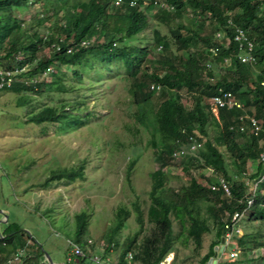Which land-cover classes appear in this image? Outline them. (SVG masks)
Segmentation results:
<instances>
[{
  "label": "trees",
  "instance_id": "1",
  "mask_svg": "<svg viewBox=\"0 0 264 264\" xmlns=\"http://www.w3.org/2000/svg\"><path fill=\"white\" fill-rule=\"evenodd\" d=\"M29 1H41L44 7L43 14L34 19L37 23L54 17L44 34L37 28L28 32L23 29L22 18L11 7ZM186 9L194 11L188 20L179 17ZM199 17L208 22L205 32L199 25ZM150 18L167 26L170 35L154 28L152 46L139 47L133 41L149 24ZM236 26L243 27L254 41L256 60L253 63L242 62L237 57L239 49L234 40ZM221 30L225 31L224 37L217 36ZM212 46L217 48L216 54L210 50ZM21 52L23 55L17 57ZM96 60L102 63L120 62L125 68L121 78L126 81L129 103L134 106L130 111L135 124L134 134L140 130L147 131L149 143L154 147L159 136L161 145L155 156L159 168L172 166V160H175L172 152L187 140L189 133L195 131L204 141L192 158L202 167H209L213 174L204 176L205 181H199L195 174L190 173L186 186L175 190L168 186L170 176L165 171L152 170L149 173L151 203L148 218L154 227L140 242H135V235L130 237L119 254L117 264L127 262L126 253L131 248L134 249L132 257L134 255L145 264H156L169 251L175 250L172 219L176 218L184 225V216L188 223L182 241L187 244L191 239L194 249L201 246L203 234L213 230L214 239L200 258L202 264H207L213 255L214 245L220 243L224 234V223L236 210H244L240 224L246 219L249 225L256 227V232L235 235L240 253L248 251V243L251 251L253 247L264 245V231H261L264 228V178L257 182L253 193L248 188L263 172L259 152L264 150V130L255 133L249 117L240 120L235 109L219 107L216 115L209 102V98L219 93L220 89L230 90L244 102L247 113L264 125V0H0L2 65L31 64L24 72L29 76L52 65L53 70L48 74L53 77L60 70H69L81 80ZM208 61L211 67L206 65ZM215 65L220 69L214 68ZM106 69L110 70V66L106 65ZM252 76L255 82L249 83L248 78ZM43 85H46L43 79L36 82L15 81L3 89L36 92ZM58 87L63 88L61 84ZM184 88L185 93L182 92ZM185 95L191 99L189 104L184 102ZM63 108V104L44 106L33 112L30 120H58L66 126L78 125L81 117ZM210 120L219 128L216 142L205 137ZM128 125L126 123L127 128ZM241 125L243 129H240ZM183 128L185 132H182ZM219 143L224 145L234 171H229ZM252 162L255 169L250 171ZM244 174L248 184L240 178ZM83 176V165L78 168L62 166L51 170L50 176L41 185L55 179L69 181ZM220 177L229 184L231 194H225L223 188L210 187L211 183L218 184ZM250 196L252 202L247 204ZM202 200L209 201L212 226L200 214L199 202ZM136 209L142 225L143 212L138 205ZM128 213V209L119 208L112 232ZM87 225L88 214L81 211L75 215L73 234L67 232L65 235L69 247L77 244L82 250L69 264H95L92 259L94 242L85 237ZM29 239L32 240L31 246L25 247L26 250L13 264H52L45 258L44 245L19 222L10 221L9 217L0 227V263L10 260ZM114 242L116 244L117 241L108 237L107 247ZM172 264L182 263L176 260L175 255Z\"/></svg>",
  "mask_w": 264,
  "mask_h": 264
},
{
  "label": "rangeland",
  "instance_id": "2",
  "mask_svg": "<svg viewBox=\"0 0 264 264\" xmlns=\"http://www.w3.org/2000/svg\"><path fill=\"white\" fill-rule=\"evenodd\" d=\"M11 7L22 18V28L27 32L37 28L44 34L54 21V17L42 23L34 20L43 14L41 1L13 4ZM193 14L194 11L186 9L179 17L188 20ZM199 18V25L205 32L208 22ZM154 28L170 35L167 26L150 18L149 24L138 33L133 43L139 47L152 46ZM22 55V52L18 53L17 57ZM105 64L110 66V70L106 69ZM23 65L28 69L31 64ZM214 68L220 69L218 65ZM124 72L125 68L120 62L102 63L96 60L81 80L76 79L69 70H60L54 77L48 72L43 73L42 79L46 85L39 91L0 90V210L5 207L3 214H8L10 221L19 222L32 233L53 260L65 261V252L71 248L65 235L67 232L73 234L75 215L84 211L88 214L85 237L94 242L92 259L102 256L104 261L101 264H117L129 238L135 235V242H140L154 227L148 218L151 203L149 173L152 170L165 171L170 176L168 186L175 190L186 186L190 173L195 174L199 181H205L204 176H213L209 167L194 162L192 156L198 151L195 154L187 152L181 159L172 160V166L158 167L155 156L161 141L157 135V146L154 147L149 143L147 131L140 130L134 134L135 124L130 113L134 106L129 103L126 81L121 78ZM248 82H255V78H248ZM59 84L63 86L62 89L58 87ZM182 92H186L185 88ZM184 102H191L188 95L184 96ZM62 104V110L81 117L78 125L70 127L58 120H30V115L42 107ZM213 110L217 115L218 110L215 107ZM218 133L219 128L210 120L205 137L216 142ZM219 148L225 154L229 171H234L224 145L220 144ZM80 165H83L82 178L69 181L55 179L41 185L50 176L51 170L62 166L78 168ZM251 167L250 171L255 169V164ZM240 178L244 179L245 174ZM208 204L209 201H200L199 211L212 226ZM136 205L143 212L142 225L137 218ZM120 207L128 209L129 213L112 232ZM4 218L1 210L0 219ZM184 219V225L178 219H172L173 259L176 255V260L182 264H202L200 258L214 239L213 230L204 233L201 246L194 249L191 239L187 244L182 241L188 223L186 216ZM240 225V234L256 232V227L249 225L246 219ZM110 236L117 242L107 247ZM235 243L230 242L224 252L221 250L223 254L219 249L221 242L216 248L214 245L212 256H219V264H264V245L253 247L251 251L248 243L247 252L231 256L229 248ZM31 244L32 240H26L25 246L18 248L15 254L20 252V257L25 247ZM129 253H134V249L127 251V262L123 264H145L134 255L129 257ZM14 255L10 261L15 260Z\"/></svg>",
  "mask_w": 264,
  "mask_h": 264
},
{
  "label": "built area",
  "instance_id": "3",
  "mask_svg": "<svg viewBox=\"0 0 264 264\" xmlns=\"http://www.w3.org/2000/svg\"><path fill=\"white\" fill-rule=\"evenodd\" d=\"M120 0H115V2H119ZM162 4L166 5L164 2ZM171 10H174V7L172 5H169ZM218 37H224L225 36V31L221 30L217 32ZM234 40L237 42V46L239 49V52L237 53V57L242 61V62H255L256 58L253 53L254 49V41L253 39L246 33L245 29L240 26L235 27V34H234ZM210 50L216 54L217 48L212 46L210 47ZM208 67H211V62H207L206 64ZM53 66L49 65L45 70L42 72H39L35 75H26L24 72L26 71V66L25 65H16L13 67H5L0 65V89L10 87L15 81H24V82H36L43 77V73L46 74V72L52 71ZM212 78V77H210ZM264 84V80L262 81ZM154 84L152 85V87ZM155 87L158 89L159 85H155ZM209 102L211 105V108L213 110V107H215L217 110L219 107H226L227 109H235L239 112V119L244 120L245 117H249L251 120V123L253 125L255 133L258 132L259 130H264V125L262 126L260 124V121L253 115H249L247 111L245 110V105L244 102L237 98L232 91L230 90H222L220 89L219 93L212 95L209 98ZM214 111V110H213ZM244 126L241 125L240 129H243ZM182 132H185V129H182ZM204 138L201 137L197 132H192L187 135V140L184 143H181L174 151L172 152V157L173 159H178L181 158L185 155H187V152H190V154H195L203 145ZM259 159L262 161L263 165V172L260 175L259 179L250 183L248 185L249 191L254 192L257 182L259 180H262L264 178V150H261L259 152ZM245 183H249L248 178L245 176L244 178ZM218 184L216 183H211L210 187L212 189H219L223 188L225 194H231L230 186L227 184L223 178L218 179ZM252 202V197L250 196L248 198L247 204H250ZM244 211V210H243ZM243 211H234L228 218V220L224 223V234H223V244H224V250L226 249L227 246H229L230 242L235 241V235H240L241 233V225H240V219L243 215ZM90 241V239H89ZM230 255L231 256H236L240 254L241 249L238 246L237 243L232 245L230 248ZM221 253L223 254V252ZM82 250L77 244H72L71 248L66 252V263L70 262L75 255L81 254ZM20 253V252H19ZM19 253H16L14 255L15 260H9L4 263L0 264H12L13 261H16L19 259ZM172 252H168L163 258L158 260L156 264H172V259L173 255L171 256ZM220 254V256L222 255ZM129 257H132V253L128 254ZM96 264H101L104 259L102 256H97L95 259H93ZM209 264H219V256L218 257H213L211 256V260Z\"/></svg>",
  "mask_w": 264,
  "mask_h": 264
},
{
  "label": "crops",
  "instance_id": "4",
  "mask_svg": "<svg viewBox=\"0 0 264 264\" xmlns=\"http://www.w3.org/2000/svg\"><path fill=\"white\" fill-rule=\"evenodd\" d=\"M0 65L1 66H4V65H2L1 63H0ZM6 67V66H5ZM1 90V89H0ZM1 210H2V215L5 217L4 219H0V227L3 225V223L7 220V217H9V215L8 214H3V211H6V209H5V207H2L1 208ZM0 210V211H1ZM7 216V217H6ZM221 242V241H220ZM222 243V242H221ZM67 252V251H66ZM66 252H65V256H66ZM170 252V251H169ZM51 256V255H50ZM52 258V257H51ZM53 260V259H52ZM55 263H57V264H67V263H65V261H66V258H65V261H60V260H53Z\"/></svg>",
  "mask_w": 264,
  "mask_h": 264
},
{
  "label": "water",
  "instance_id": "5",
  "mask_svg": "<svg viewBox=\"0 0 264 264\" xmlns=\"http://www.w3.org/2000/svg\"><path fill=\"white\" fill-rule=\"evenodd\" d=\"M6 217H7V216H6ZM223 240H224V238L221 237L220 241L223 242ZM216 247H217V245H215V248H216ZM223 248H224V244L221 243V245L219 246L220 251L223 250ZM45 255H46L47 260H48L50 263H52V264H57V263H55V262L52 260V258H51V256H50L49 252L45 251ZM210 260H211V257H209L207 264H209ZM62 264H63V263H62Z\"/></svg>",
  "mask_w": 264,
  "mask_h": 264
},
{
  "label": "bare ground",
  "instance_id": "6",
  "mask_svg": "<svg viewBox=\"0 0 264 264\" xmlns=\"http://www.w3.org/2000/svg\"><path fill=\"white\" fill-rule=\"evenodd\" d=\"M173 255V253L171 254V256Z\"/></svg>",
  "mask_w": 264,
  "mask_h": 264
}]
</instances>
